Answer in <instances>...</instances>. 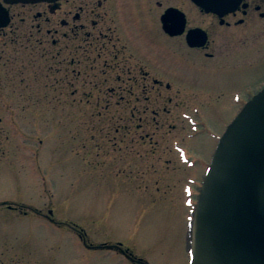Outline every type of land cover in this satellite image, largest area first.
<instances>
[{
  "label": "rangeland",
  "instance_id": "1",
  "mask_svg": "<svg viewBox=\"0 0 264 264\" xmlns=\"http://www.w3.org/2000/svg\"><path fill=\"white\" fill-rule=\"evenodd\" d=\"M56 39L0 34V264H187L185 226L227 95L61 81L70 65ZM247 54L238 91L264 77V45Z\"/></svg>",
  "mask_w": 264,
  "mask_h": 264
},
{
  "label": "flooded vegetation",
  "instance_id": "2",
  "mask_svg": "<svg viewBox=\"0 0 264 264\" xmlns=\"http://www.w3.org/2000/svg\"><path fill=\"white\" fill-rule=\"evenodd\" d=\"M0 4L8 15L0 34L9 29L29 36H57L59 63L70 65L69 72L61 67V81L114 83L119 85L118 95H205L208 101L227 95L230 118L223 129L244 101L264 86L263 77L242 84L240 91L233 87L238 70L251 67L240 64V59L264 45V0H239L221 13L206 12L191 0H0ZM169 9L170 34L161 20ZM52 20L56 26L46 27ZM197 111L193 109L195 115ZM152 113L154 118L156 111ZM190 124L204 127L192 119Z\"/></svg>",
  "mask_w": 264,
  "mask_h": 264
},
{
  "label": "water",
  "instance_id": "3",
  "mask_svg": "<svg viewBox=\"0 0 264 264\" xmlns=\"http://www.w3.org/2000/svg\"><path fill=\"white\" fill-rule=\"evenodd\" d=\"M191 1L206 12L221 13L239 0ZM172 11L161 17L169 34L166 21ZM7 22L0 4V28ZM187 237L188 264H264V87L247 99L219 137Z\"/></svg>",
  "mask_w": 264,
  "mask_h": 264
},
{
  "label": "trees",
  "instance_id": "4",
  "mask_svg": "<svg viewBox=\"0 0 264 264\" xmlns=\"http://www.w3.org/2000/svg\"><path fill=\"white\" fill-rule=\"evenodd\" d=\"M133 259L136 260L138 262V264H145L142 260L137 259L136 257H134Z\"/></svg>",
  "mask_w": 264,
  "mask_h": 264
}]
</instances>
